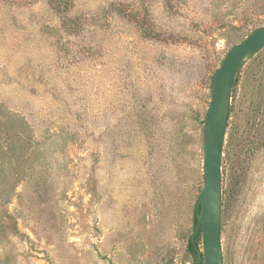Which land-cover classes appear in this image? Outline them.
I'll return each mask as SVG.
<instances>
[{
	"label": "rangeland",
	"instance_id": "obj_1",
	"mask_svg": "<svg viewBox=\"0 0 264 264\" xmlns=\"http://www.w3.org/2000/svg\"><path fill=\"white\" fill-rule=\"evenodd\" d=\"M263 25L264 0H0V264H194L214 76ZM221 177L223 263L264 264V47Z\"/></svg>",
	"mask_w": 264,
	"mask_h": 264
},
{
	"label": "water",
	"instance_id": "obj_2",
	"mask_svg": "<svg viewBox=\"0 0 264 264\" xmlns=\"http://www.w3.org/2000/svg\"><path fill=\"white\" fill-rule=\"evenodd\" d=\"M264 47V25L233 45L215 73L205 123L204 187L196 206L197 226L192 242L202 233L203 251L194 264H224L221 244L222 177L221 160L228 123L231 93L240 68Z\"/></svg>",
	"mask_w": 264,
	"mask_h": 264
},
{
	"label": "trees",
	"instance_id": "obj_3",
	"mask_svg": "<svg viewBox=\"0 0 264 264\" xmlns=\"http://www.w3.org/2000/svg\"><path fill=\"white\" fill-rule=\"evenodd\" d=\"M235 81H236V79H235ZM196 220H197V222H198V219L196 218ZM198 237V233H197V235H196V237H195V242H192V240L190 239V242H189V244H190V249H191V251L196 255V259H197V256H198V247H197V244H196V238ZM196 261V260H195Z\"/></svg>",
	"mask_w": 264,
	"mask_h": 264
}]
</instances>
